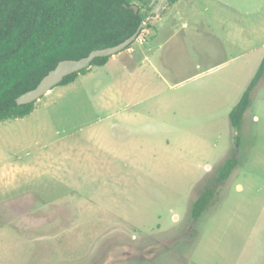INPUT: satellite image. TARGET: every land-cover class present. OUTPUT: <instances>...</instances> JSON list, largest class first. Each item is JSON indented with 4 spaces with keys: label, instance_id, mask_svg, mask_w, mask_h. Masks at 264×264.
<instances>
[{
    "label": "rangeland",
    "instance_id": "rangeland-1",
    "mask_svg": "<svg viewBox=\"0 0 264 264\" xmlns=\"http://www.w3.org/2000/svg\"><path fill=\"white\" fill-rule=\"evenodd\" d=\"M133 2L129 48L0 122V264H264V0Z\"/></svg>",
    "mask_w": 264,
    "mask_h": 264
},
{
    "label": "trees",
    "instance_id": "trees-1",
    "mask_svg": "<svg viewBox=\"0 0 264 264\" xmlns=\"http://www.w3.org/2000/svg\"><path fill=\"white\" fill-rule=\"evenodd\" d=\"M133 4V0H0V122L32 112L34 102L16 105L15 98L33 89L59 61L79 59L135 33L144 18L139 7L134 12ZM108 58L97 57L91 65H104ZM77 74L59 84L73 81ZM258 76L259 72L253 81ZM247 103L245 93L229 114L233 126H239ZM234 166L232 157L221 169L230 174ZM203 192L193 208L195 218L209 205Z\"/></svg>",
    "mask_w": 264,
    "mask_h": 264
},
{
    "label": "water",
    "instance_id": "water-1",
    "mask_svg": "<svg viewBox=\"0 0 264 264\" xmlns=\"http://www.w3.org/2000/svg\"><path fill=\"white\" fill-rule=\"evenodd\" d=\"M131 7L135 13L138 11V6L133 4ZM143 26L144 22H141L135 33L117 45L94 49L90 51L87 56L79 59H64L59 61L53 69L48 71V73L41 78L33 89H30L15 98L16 105H24L37 101L54 86L58 85L64 77L88 68L95 58L109 57L125 49L137 38L138 34H140L143 29Z\"/></svg>",
    "mask_w": 264,
    "mask_h": 264
},
{
    "label": "flooded vegetation",
    "instance_id": "flooded-vegetation-1",
    "mask_svg": "<svg viewBox=\"0 0 264 264\" xmlns=\"http://www.w3.org/2000/svg\"><path fill=\"white\" fill-rule=\"evenodd\" d=\"M172 1H173V0H172ZM149 7H150V8H149L150 11H153L154 8H155V6L152 7L151 4L149 5ZM152 18H153V17H152ZM148 20H150L148 17H145V18H144V21H143V22H144V26L148 24ZM144 26H143V27H144Z\"/></svg>",
    "mask_w": 264,
    "mask_h": 264
},
{
    "label": "crops",
    "instance_id": "crops-1",
    "mask_svg": "<svg viewBox=\"0 0 264 264\" xmlns=\"http://www.w3.org/2000/svg\"><path fill=\"white\" fill-rule=\"evenodd\" d=\"M160 3H162V1H160ZM162 6H163V4H162ZM156 10H157V7L154 8V11H156ZM129 51H132V49L130 48Z\"/></svg>",
    "mask_w": 264,
    "mask_h": 264
}]
</instances>
